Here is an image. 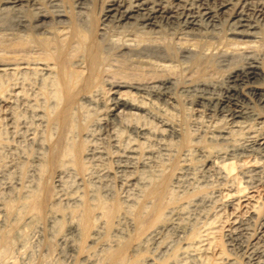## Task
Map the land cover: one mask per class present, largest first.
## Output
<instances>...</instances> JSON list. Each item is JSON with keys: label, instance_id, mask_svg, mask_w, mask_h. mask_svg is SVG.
I'll return each mask as SVG.
<instances>
[{"label": "bare ground", "instance_id": "6f19581e", "mask_svg": "<svg viewBox=\"0 0 264 264\" xmlns=\"http://www.w3.org/2000/svg\"><path fill=\"white\" fill-rule=\"evenodd\" d=\"M32 7L38 11L31 10ZM75 8L87 11L86 27L78 22ZM4 9L21 10L23 14L17 18L0 17V33L11 35L9 44L0 42V47L11 53L0 55V123L3 124V127L0 125V149L5 148L8 134L45 147L41 132L48 128L50 133L58 131L57 145L65 142L68 133L74 134L72 151L78 163L83 156H112L119 161V169L128 171L134 164L156 155L151 144L160 151H170L171 139L179 138L182 133L168 115L179 110L182 106L179 104L184 102L182 107L189 113L223 117L220 123L216 119L210 122L205 130L198 128L199 132L194 134L198 142L206 138L215 145L241 133L239 143H231V150L242 148L243 151L245 147L264 151V132L249 122L253 119L264 124V52L255 50L253 40L229 38L238 35L264 40V0H0V10ZM183 35L215 39L190 42L188 38L184 41ZM31 51L35 54L31 55ZM113 60L118 63L115 69L110 68ZM132 64L147 68L136 73L140 69L135 65L129 68ZM179 73L189 76L181 77ZM126 135L127 145L123 146ZM207 150L200 149L203 153ZM231 150L207 152L205 164L225 177L234 178L237 167L253 166L247 159L234 161L227 157ZM60 152L54 149L48 162L56 166ZM254 163V167L259 166ZM54 172L60 184L64 172L58 166ZM133 180L135 177L131 174L128 181ZM262 182L264 185V179ZM167 183L166 177L149 189L148 197L155 199L156 204L150 219L144 218L141 212L138 214V236L150 231L156 238L155 227L166 225L162 222L165 214L162 197ZM2 186L11 187L8 182ZM240 187L241 184L228 192L220 206L233 213L226 225V235L233 245L244 247L250 235L249 223L259 210L261 194L256 190L245 193V187L244 190ZM57 199L77 200L63 192ZM47 200L36 194L32 207L44 210ZM120 205L116 200L109 208L104 207L107 219L114 217ZM13 207L12 202L0 204V216H5ZM91 208L95 207H86L84 229L80 227L82 223L71 224L70 228L81 233L84 230L86 236L93 219ZM208 226L195 232L181 249L178 247L180 250L174 252V258L179 255L182 260L197 258L200 264H261L264 261V248H255L245 260L230 255L221 241L222 225L220 228L216 223ZM13 228L0 231L1 256L9 250ZM261 229L259 238H264V215ZM60 238L71 250L81 247L65 236ZM128 246L127 242L113 252L108 251V260L113 264L138 261L140 258L128 255ZM144 260L147 264H158L152 257Z\"/></svg>", "mask_w": 264, "mask_h": 264}, {"label": "rangeland", "instance_id": "374dc122", "mask_svg": "<svg viewBox=\"0 0 264 264\" xmlns=\"http://www.w3.org/2000/svg\"><path fill=\"white\" fill-rule=\"evenodd\" d=\"M36 8L32 7L31 10L38 11ZM74 10L79 15L78 22L80 25L86 27L89 22L87 11L81 8H75ZM22 14L21 10H0V17L3 19L21 17ZM181 37H183L184 41L186 38L190 39V42H196V39L198 42H212L215 39L212 36L183 35ZM10 38L11 35L4 34V32L0 33L1 45H5L4 43L9 44L11 42L9 41ZM229 38L253 40L252 45H255L256 49L252 48L258 52L260 50L264 52V40L238 35H231ZM257 48L260 50H257ZM4 53L11 54L0 47V55ZM29 53L34 55L35 51ZM117 64V61L113 60L110 68L115 69ZM133 65L137 67L136 64H132L131 66L129 65V68H134L135 66L133 67ZM143 67L138 66L137 68L140 70L136 73L142 70L145 71L147 67ZM222 70L224 68L216 71L217 73L214 76H217ZM181 73L183 74L184 71ZM181 73H179L181 77L188 78L189 75L182 76ZM106 78L113 79L111 76ZM183 104L184 102H181L179 106H183ZM182 106L179 110L173 111V114L168 115V118L170 117L177 123L182 133L179 138L171 139L170 151H160L158 146L151 144V147L156 149L157 152L155 154L157 156L154 155L152 156L153 158H148L151 161L145 159L148 163L144 161L134 164L132 169L128 171L119 169V161L112 156L98 157V155H95L93 157L89 156L90 158L83 156L80 159V163H78L76 155L72 151V143H74L75 139L72 133H70V136L68 133L65 142L58 144V146V131L54 132L51 130L50 133V129L49 131H47L48 128L44 129L45 132H41V134L45 136V147L36 146V144L34 145V143L32 144L23 138L21 140L18 138V140L11 137L12 135L8 133L7 136L5 134L9 139L7 138L4 141V144H6L5 148L0 149V204L3 203L4 205V203L12 202L14 207L5 216L3 214L0 216V231L5 232L14 227L13 230L15 232L13 231L11 234L9 250L7 249V252L3 253L2 256L0 255V264H113L111 259L108 260L107 258L110 255L108 251L113 252L127 242L129 243L128 255L133 256L134 259L140 258L135 261L136 263L133 261V264H147V260L144 259L149 257L156 259L158 264H200L201 261L197 258L192 259L189 257L182 260L180 255L174 258V252H178L185 245V242L190 241L195 232L203 231L207 228L204 229V226H210L213 223L219 225V228L222 225L220 228V230L222 229L220 234L221 241L230 255L240 260H245L248 253L255 248L263 249L264 238H259V236L261 237L260 232L262 230L261 217L264 215V185L262 182L264 179V151L258 148L249 149L245 147L243 151L242 148L231 150L234 144L239 143L241 133H235L236 135L233 136V139L227 140H232L230 142L221 141V143L218 141L219 144L216 143L214 145L206 138L199 139L200 141L198 142V139L194 137V134L199 132L198 128L205 130L206 126L211 124L210 122H214L216 119L215 122L220 123V119L222 121L223 117L207 113H189ZM262 115V120L264 121V114ZM220 116L222 118H219ZM249 122L252 123L253 127L264 132L263 123L259 124L253 119L252 121L250 119ZM0 125L3 127L2 123ZM127 137L126 135L123 138V146L127 145ZM77 140L79 141V139ZM145 146H149V144L143 145V148ZM201 147L208 149L207 152L214 150L224 152L230 149L231 151H229L228 156L226 155L227 157L234 161H246L245 159H247L248 162L250 161L249 164L253 166L246 168L237 167V170L235 169V178L234 176L225 177L205 164L207 152H201ZM54 149L56 152L61 151L59 158L57 157L56 166L48 162L49 156L52 151L54 152ZM254 162H257L259 166L254 167V164L256 165ZM57 166L64 172L60 184L56 181L54 174ZM121 170L123 171L121 172ZM125 172L134 175L135 180L128 181L130 175ZM166 177L169 185L162 197L165 209L162 222L166 225L161 228L155 227L157 229L156 238L150 235V231L145 232L140 237L136 231L138 229L137 216L142 213L146 219L152 217L156 200L148 197L149 189L155 184H160ZM3 182H8L11 187L4 188L2 186ZM240 184L241 187L243 186L242 188L240 187L241 189L244 190L245 187V193L248 190L249 192L256 190L261 194L260 202L257 204L259 208V210L257 209V215L249 223L250 235L248 243L244 246L245 248L233 245L226 235V225L232 220L233 213L228 209L225 211L220 206L223 197L228 192L239 188ZM230 187L233 189H230ZM45 188L47 191L44 190ZM62 192L69 197L77 198L76 202L58 200L57 197ZM36 194L48 199L46 207L44 206L43 208L44 210L40 211L33 208ZM71 194L72 196H70ZM116 200L122 204L120 205L121 208L111 220L107 219V209L104 207L112 206ZM89 205L95 207L91 208L94 211L92 219L94 221H91L89 231L85 236L84 230L81 233L79 230L71 229L70 225L77 226L82 223L80 227L82 226V229H84L83 218L86 207H90ZM53 220L60 223H52L51 221ZM61 236L75 241V244L78 243L77 245L81 247L79 250L75 248L76 252L71 250L68 243L61 240ZM163 245L166 246L165 249Z\"/></svg>", "mask_w": 264, "mask_h": 264}]
</instances>
